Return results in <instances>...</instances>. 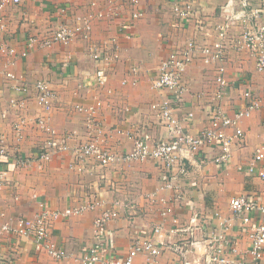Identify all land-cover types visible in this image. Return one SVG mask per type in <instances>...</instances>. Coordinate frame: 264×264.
Here are the masks:
<instances>
[{"label": "crops", "instance_id": "1", "mask_svg": "<svg viewBox=\"0 0 264 264\" xmlns=\"http://www.w3.org/2000/svg\"><path fill=\"white\" fill-rule=\"evenodd\" d=\"M191 1L196 19L178 27L173 0H140L138 6H133L131 0H114L111 7L106 3L93 7L91 0H22L1 13L5 29L0 41L22 52L29 36L43 39L59 23L74 24L78 17L104 12L102 18H92L90 41L79 37L69 44L33 49L26 57L16 59L9 69L32 87L41 80L51 84L57 100L47 118L59 134L84 130L86 116L75 107L101 101L98 120L104 131L112 134L109 141L103 136L108 141L106 145L125 153L132 150L135 135H119L116 130L146 131L155 140L168 136L151 109L153 103L162 99L151 88L162 60L171 51L184 48L190 39L200 44L217 40L216 27L223 22L221 8L227 0ZM139 11L142 17L132 18ZM196 21L203 22L209 36L197 33ZM93 49L105 52L108 60L96 62L91 57ZM228 54L224 66L233 88L226 97L222 101L216 98L217 67L207 66L200 59L187 68L184 102L175 108L185 129L199 133L207 126L208 113L215 104L233 115L245 106V91L261 102L259 110L241 121L244 138L233 147L228 164L217 165L210 159L201 162L198 156L173 172L174 188L166 190L162 185L169 176L154 160L103 170L88 166L80 171L70 167L69 153L57 154L44 163L32 161L26 167H17L11 158L13 163L6 165L0 181V264H82L80 256L97 242L94 221L106 209L119 214L107 227L108 243L117 257H126L136 239L153 236L160 226L157 241L166 246L161 264H208L210 235L222 232L230 242L225 244L229 245L227 249L237 248V252H231V260L246 264L251 243L247 229L232 213L230 200L262 192L258 174L249 173L247 167L264 141V73L256 71L255 58L248 50H230ZM134 67L139 69L136 74L132 72ZM100 71L105 77L104 86L96 81ZM12 83L0 70V134L6 137L12 153L34 159L46 138L37 125L45 113L34 97L25 100L22 108L20 103L25 96L14 90ZM21 121L26 126L25 136L18 141L15 126ZM91 200L100 201L101 205L50 227L53 240L71 255L68 260L55 261L37 251L32 238L2 231L5 223L15 225L19 219L35 217L46 208L64 209ZM195 214L201 227L183 231L190 229ZM177 246H182L183 254L175 250ZM137 261L144 264V257Z\"/></svg>", "mask_w": 264, "mask_h": 264}, {"label": "built area", "instance_id": "2", "mask_svg": "<svg viewBox=\"0 0 264 264\" xmlns=\"http://www.w3.org/2000/svg\"><path fill=\"white\" fill-rule=\"evenodd\" d=\"M21 2L22 0H0V35L5 29L1 13L7 7L19 5ZM100 3H106L111 7L114 0H91L93 7ZM131 3L133 6H138L140 0H131ZM172 10L177 17L176 26L178 27H184L196 19L191 0H173ZM142 15L141 11L134 12L132 18L138 19ZM221 15L223 22L216 27L215 42L200 44L196 39H190L184 48L171 51L168 57L162 60L156 75L152 77L151 88L160 93L162 99L153 103L151 109L159 123L167 129L168 136L155 140L146 131L138 133V130L134 132L116 130L119 135L127 137L135 135L132 150L125 153H118L106 145L112 134L110 131L106 133L98 120L99 112L102 110L101 101L98 100L92 105L75 107L77 112L86 116L84 130L59 134L49 124L47 118L57 100V94L51 84L41 80L32 87L29 83H23L15 72L9 69L16 59L26 57L33 49L51 47L55 44H69L79 37L90 41L93 31L92 18H102L104 12L100 11L96 15L93 13L85 18L78 17L74 24L59 23L43 39H39L36 35L29 36L26 40L27 47L22 52L0 41V70L5 72L9 81L13 82L12 88L25 96L20 103L22 108L25 100L35 98L36 103L45 113L38 118L37 125L46 135L33 159L12 153L6 137L0 134V181L7 171L6 165H9L12 160L17 167H26L32 161L48 162L61 153L71 154L70 167L80 171L87 169L88 166L103 170L115 165L154 160L161 164L164 174L169 176L162 185V188L166 190L174 188L171 180L173 172L186 166L188 161H194L198 156L201 162L210 159L217 165L228 164L233 157V147L244 138V131L240 127L241 121L261 108V102L254 98L250 91H245L243 94L245 106L236 110L233 115H229L220 104H215L208 113L207 126L199 133L185 129V125L175 114V108L183 104L187 91L184 81L187 68L196 60L201 59L205 65L217 67L216 98L219 101H222L233 88L227 80V71L224 66L230 50H248L255 58L256 71L264 73V0H227L221 8ZM196 22L197 33L201 36H209V29L203 22ZM106 56L105 52L93 49L91 57L101 63L108 60ZM138 71L136 67L132 69L135 74ZM100 72L96 81L99 86H104L105 77L102 71ZM133 82L135 83L136 79ZM243 83L246 84L247 81L243 79ZM193 116L192 113L189 114V118ZM25 129L24 121L18 122L15 126L18 141L24 138ZM103 136H106L108 141ZM247 171L258 174L262 192L257 195L234 197L230 200V208L234 217L238 218L248 231L251 248L245 257L246 264H264V141L255 150ZM100 205V201L91 200L87 204L69 206L64 209L46 208L35 217L19 219L15 225L5 223L2 231L19 237L32 238L37 251L45 252L55 261H65L71 255L53 240L50 227L59 220L95 210ZM166 214L167 211H164L163 215ZM117 217H119L117 211L106 209L95 219L94 235L97 242L80 256L79 260L82 264H141L137 261L140 256L144 257V264H161L160 259L166 246L157 241V236L161 232L160 226L155 228L153 236L136 239L126 257H117L112 254V248L108 243L107 227L109 222ZM201 225L198 215L195 214L190 220V229L183 231H195ZM224 226L228 228V225ZM225 244L230 245L225 233L210 235L208 264H234L230 254L237 252V248L234 246L230 250L227 249L229 245L225 246ZM175 250L183 254L182 246H177Z\"/></svg>", "mask_w": 264, "mask_h": 264}]
</instances>
